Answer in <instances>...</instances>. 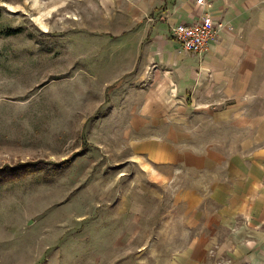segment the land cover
Segmentation results:
<instances>
[{"label": "rangeland", "instance_id": "1", "mask_svg": "<svg viewBox=\"0 0 264 264\" xmlns=\"http://www.w3.org/2000/svg\"><path fill=\"white\" fill-rule=\"evenodd\" d=\"M154 1L0 0V167L16 174L0 184V264H97L96 244L122 235L109 210L127 187L117 177L135 167L123 115L156 93L131 38ZM167 91L165 114L181 112L196 141L235 142L211 106Z\"/></svg>", "mask_w": 264, "mask_h": 264}, {"label": "crops", "instance_id": "2", "mask_svg": "<svg viewBox=\"0 0 264 264\" xmlns=\"http://www.w3.org/2000/svg\"><path fill=\"white\" fill-rule=\"evenodd\" d=\"M159 1L141 11L147 23L131 38L140 43V77L156 93L140 113L123 115L131 119L126 162L135 167L117 177L127 187L122 206L109 210L122 235L96 244V263L264 264V0ZM207 13L222 23L218 38L202 54L185 50L173 27ZM170 87L178 102L192 94L212 119L236 127L235 142L200 143L181 112L171 120Z\"/></svg>", "mask_w": 264, "mask_h": 264}, {"label": "built area", "instance_id": "3", "mask_svg": "<svg viewBox=\"0 0 264 264\" xmlns=\"http://www.w3.org/2000/svg\"><path fill=\"white\" fill-rule=\"evenodd\" d=\"M197 1L202 4L206 2ZM221 26V22L207 13L193 22L178 23L173 27V34L185 50L202 54L209 49L211 42L218 38Z\"/></svg>", "mask_w": 264, "mask_h": 264}, {"label": "trees", "instance_id": "4", "mask_svg": "<svg viewBox=\"0 0 264 264\" xmlns=\"http://www.w3.org/2000/svg\"><path fill=\"white\" fill-rule=\"evenodd\" d=\"M1 16V14H0ZM29 162H23L22 164H28ZM10 165H6L3 167H0V184L7 181L8 179L15 177L16 174L12 173V172H8L7 168H9ZM14 170V168L12 169Z\"/></svg>", "mask_w": 264, "mask_h": 264}]
</instances>
